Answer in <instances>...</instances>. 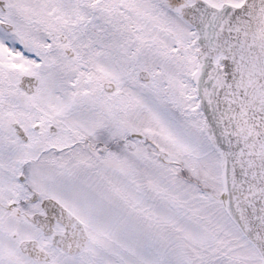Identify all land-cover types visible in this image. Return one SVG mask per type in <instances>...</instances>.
Wrapping results in <instances>:
<instances>
[{"label": "snow or ice", "instance_id": "obj_1", "mask_svg": "<svg viewBox=\"0 0 264 264\" xmlns=\"http://www.w3.org/2000/svg\"><path fill=\"white\" fill-rule=\"evenodd\" d=\"M0 264H264V0H0Z\"/></svg>", "mask_w": 264, "mask_h": 264}]
</instances>
